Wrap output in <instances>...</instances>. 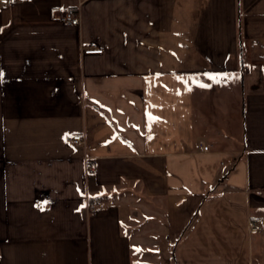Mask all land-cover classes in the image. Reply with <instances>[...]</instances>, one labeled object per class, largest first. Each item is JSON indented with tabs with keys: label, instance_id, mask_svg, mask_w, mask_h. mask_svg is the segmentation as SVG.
Returning a JSON list of instances; mask_svg holds the SVG:
<instances>
[{
	"label": "crops",
	"instance_id": "1",
	"mask_svg": "<svg viewBox=\"0 0 264 264\" xmlns=\"http://www.w3.org/2000/svg\"><path fill=\"white\" fill-rule=\"evenodd\" d=\"M158 237L264 264V0H0V264H161Z\"/></svg>",
	"mask_w": 264,
	"mask_h": 264
},
{
	"label": "built area",
	"instance_id": "2",
	"mask_svg": "<svg viewBox=\"0 0 264 264\" xmlns=\"http://www.w3.org/2000/svg\"><path fill=\"white\" fill-rule=\"evenodd\" d=\"M79 11L76 10V9H71V10H67L65 12H60V13H57V15H55L54 19L56 20H59L61 21L63 24L65 25H68V26H72V25H76L78 26L79 25ZM101 49L100 50H96L94 48H87V50H85L83 53L85 55L87 54H101ZM68 144L69 145H72V146H77V144H80V145H83V138L80 136V134H76L75 136H72L70 137L68 140H67ZM203 149L205 151H207L208 147L206 145L203 146ZM86 174L88 175H92L94 172V168L91 166H87L86 167V170H85ZM261 227L254 223V222H249L248 224V230L250 233H258L261 231Z\"/></svg>",
	"mask_w": 264,
	"mask_h": 264
},
{
	"label": "rangeland",
	"instance_id": "3",
	"mask_svg": "<svg viewBox=\"0 0 264 264\" xmlns=\"http://www.w3.org/2000/svg\"><path fill=\"white\" fill-rule=\"evenodd\" d=\"M220 89L225 90L226 89V86L219 87V91L221 92ZM162 231L163 232L165 231L164 228H163ZM158 240H159V242H161V245L158 246V248L160 249L159 250V253L162 255L161 264H168V262H169V256H168V254L166 252V249H167L166 248L167 247L166 246V243H165V241H164V243H162L160 237H158Z\"/></svg>",
	"mask_w": 264,
	"mask_h": 264
},
{
	"label": "trees",
	"instance_id": "4",
	"mask_svg": "<svg viewBox=\"0 0 264 264\" xmlns=\"http://www.w3.org/2000/svg\"><path fill=\"white\" fill-rule=\"evenodd\" d=\"M89 200V205H93L95 203V200H99V199H96V198H93V199H88Z\"/></svg>",
	"mask_w": 264,
	"mask_h": 264
},
{
	"label": "snow or ice",
	"instance_id": "5",
	"mask_svg": "<svg viewBox=\"0 0 264 264\" xmlns=\"http://www.w3.org/2000/svg\"><path fill=\"white\" fill-rule=\"evenodd\" d=\"M210 79H215V77H209ZM151 119V117H150ZM135 251H140L139 249H135Z\"/></svg>",
	"mask_w": 264,
	"mask_h": 264
}]
</instances>
